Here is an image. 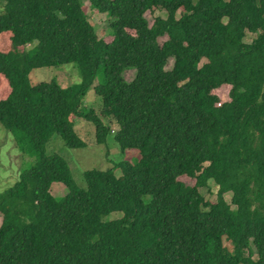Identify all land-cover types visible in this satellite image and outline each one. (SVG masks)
<instances>
[{
    "label": "trees",
    "instance_id": "trees-1",
    "mask_svg": "<svg viewBox=\"0 0 264 264\" xmlns=\"http://www.w3.org/2000/svg\"><path fill=\"white\" fill-rule=\"evenodd\" d=\"M85 1L0 0V128L22 158L0 193V264H264V0H88L109 16L108 39ZM66 64L78 84L31 81ZM92 90L100 115L85 104ZM76 121L98 146L116 130L138 161L80 185L48 155L56 136L87 147ZM209 182L215 200L200 192Z\"/></svg>",
    "mask_w": 264,
    "mask_h": 264
},
{
    "label": "rangeland",
    "instance_id": "rangeland-1",
    "mask_svg": "<svg viewBox=\"0 0 264 264\" xmlns=\"http://www.w3.org/2000/svg\"><path fill=\"white\" fill-rule=\"evenodd\" d=\"M85 10L89 15L91 23L96 28L99 37L109 38L110 34V18L105 13L96 12L91 6L90 2L87 0L84 3ZM147 17L149 19L150 25L154 22V19L157 16H166V13L163 10H158L154 13L150 11L147 12ZM256 35L248 34L246 41L251 43ZM166 38L160 39V42L163 43ZM28 49L31 46L27 47ZM135 70H127L124 72V79L128 82H132L135 78ZM31 81L35 84L44 82L58 80L63 87L68 88L74 86L81 81L80 71L76 64H66L60 67H48L40 68L31 73ZM230 88L223 87L217 91H214L215 95H218L221 101H227ZM5 89L0 88V93L5 94ZM101 99L95 96V93L90 91L85 100V104L89 108H92L96 111V114L100 115L101 113ZM116 129V128H115ZM75 130L79 137L86 143L87 147L82 150H72L65 146L64 141L61 137L56 136L49 148L48 155H59L65 158L72 168L73 175L76 181L80 185H85L83 178V172L88 170H108L116 163L121 162H130L135 163L139 159V152L137 151H127L123 153L118 144L114 140L116 130L112 132L111 136L107 141L106 146H98L96 144V134L95 128L93 125L87 123L86 121H76ZM22 158L16 152L13 142L10 139L9 135L5 133L0 128V193L12 185L17 176V166L19 165ZM117 175H121L120 169L117 170ZM183 180V179H182ZM186 183L191 184V181L184 180ZM52 191L56 196H64L68 189L64 183L56 182L52 187ZM201 194L207 200H215L217 198V187L213 183L209 182L206 187L200 188ZM230 194H226L225 197L230 201ZM121 213H113L107 217L109 219H120ZM2 218L0 217V224ZM224 246L227 247L230 251H233V245L231 242L224 240Z\"/></svg>",
    "mask_w": 264,
    "mask_h": 264
}]
</instances>
